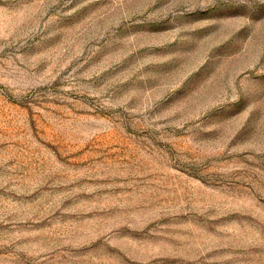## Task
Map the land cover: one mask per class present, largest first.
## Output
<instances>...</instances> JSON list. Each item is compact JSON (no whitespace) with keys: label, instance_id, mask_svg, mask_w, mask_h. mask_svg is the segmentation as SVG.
<instances>
[{"label":"rangeland","instance_id":"374dc122","mask_svg":"<svg viewBox=\"0 0 264 264\" xmlns=\"http://www.w3.org/2000/svg\"><path fill=\"white\" fill-rule=\"evenodd\" d=\"M0 264H264V0H0Z\"/></svg>","mask_w":264,"mask_h":264}]
</instances>
